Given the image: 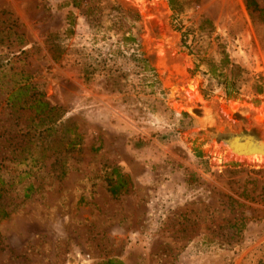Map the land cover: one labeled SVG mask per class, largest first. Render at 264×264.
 <instances>
[{"label": "rangeland", "instance_id": "rangeland-1", "mask_svg": "<svg viewBox=\"0 0 264 264\" xmlns=\"http://www.w3.org/2000/svg\"><path fill=\"white\" fill-rule=\"evenodd\" d=\"M251 2L197 0L182 46L164 0H0V264H264V163L188 133L264 141ZM222 51L236 94L208 71Z\"/></svg>", "mask_w": 264, "mask_h": 264}, {"label": "trees", "instance_id": "trees-1", "mask_svg": "<svg viewBox=\"0 0 264 264\" xmlns=\"http://www.w3.org/2000/svg\"><path fill=\"white\" fill-rule=\"evenodd\" d=\"M166 7L168 8V10L172 13V18H171V23H172V28L174 31L179 32L180 34V44H182V46L185 45V39H187L189 31L188 29H184L183 31H181V26L179 24V21H177V15H180L181 13L185 12L186 10L190 9L193 6L197 5V0H164ZM246 1V7L248 8L249 6H251L252 2L251 0H245ZM68 18H71V15H69ZM176 20V23H175ZM174 22V23H173ZM68 24H71V21H69L68 19ZM171 26V24H170ZM130 39L128 37H123L121 39V41H126ZM135 41V40H134ZM142 62L144 63V67L142 71H148V72H152V68L148 67L147 65H145V61L142 60ZM208 66V71L209 73H211L214 78H218L219 81L221 82V84L224 85V90L226 94H236L238 91V87L237 84L241 83L242 81H244V78H242L243 74L237 69V67H235L234 65L229 63V60L227 58V55L222 51V58L219 59V61L217 63H213V62H208L207 63ZM234 69L236 72L234 73ZM224 71V72H223ZM245 74V73H244ZM257 93L261 92V89L258 88L256 90ZM11 97V94L9 95V98ZM8 98V99H9ZM223 100L225 102H234L237 104H241L243 102L249 104L250 106H252L253 108H262L263 104L262 101L259 100V102H255L254 100H247L244 101L243 98H233L230 100H226L223 98ZM38 107H39V112H43L45 106L43 104L38 103ZM39 112H36V114H39ZM264 115V113H263ZM71 143H69L68 145L70 146ZM232 157L230 155H228L226 152H222L221 153V157H220V161H224L226 159H231ZM246 162H250L252 163V166L258 164V161H261V163H264V158H259L256 157L254 159H250L248 157ZM233 159V158H232ZM242 162V161H241ZM95 264H121L118 261L115 260H105L102 262H97Z\"/></svg>", "mask_w": 264, "mask_h": 264}, {"label": "water", "instance_id": "water-1", "mask_svg": "<svg viewBox=\"0 0 264 264\" xmlns=\"http://www.w3.org/2000/svg\"><path fill=\"white\" fill-rule=\"evenodd\" d=\"M217 101L219 102V99ZM218 102L217 106L221 109L222 106ZM188 133L197 138L209 151L216 148L231 157L245 158L255 155L264 158L263 137L259 138L251 132L249 126H243L237 131L225 130L195 116Z\"/></svg>", "mask_w": 264, "mask_h": 264}, {"label": "bare ground", "instance_id": "bare-ground-1", "mask_svg": "<svg viewBox=\"0 0 264 264\" xmlns=\"http://www.w3.org/2000/svg\"><path fill=\"white\" fill-rule=\"evenodd\" d=\"M252 108H253V107H252ZM226 115H228V113H227ZM215 116H216V114H215Z\"/></svg>", "mask_w": 264, "mask_h": 264}]
</instances>
